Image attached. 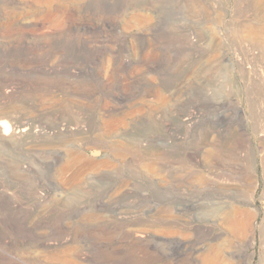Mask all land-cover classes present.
<instances>
[{"label": "rangeland", "instance_id": "374dc122", "mask_svg": "<svg viewBox=\"0 0 264 264\" xmlns=\"http://www.w3.org/2000/svg\"><path fill=\"white\" fill-rule=\"evenodd\" d=\"M209 3L0 0V264H264V0Z\"/></svg>", "mask_w": 264, "mask_h": 264}, {"label": "built area", "instance_id": "2783aa9c", "mask_svg": "<svg viewBox=\"0 0 264 264\" xmlns=\"http://www.w3.org/2000/svg\"><path fill=\"white\" fill-rule=\"evenodd\" d=\"M199 11H238L233 4V0H210L207 10Z\"/></svg>", "mask_w": 264, "mask_h": 264}, {"label": "bare ground", "instance_id": "6f19581e", "mask_svg": "<svg viewBox=\"0 0 264 264\" xmlns=\"http://www.w3.org/2000/svg\"><path fill=\"white\" fill-rule=\"evenodd\" d=\"M4 116V115H3ZM12 130V126L10 124V122L6 121V119H4L3 121L0 122V132L3 133V135H8L10 133V131ZM26 130L25 129H22L20 131V133L23 135L24 132ZM19 132V131H18ZM0 140H2V138L0 137ZM141 234V233H140ZM137 235V234H136ZM138 237L142 238L144 237V234L143 235H139ZM3 256H0V259H4L2 258Z\"/></svg>", "mask_w": 264, "mask_h": 264}]
</instances>
